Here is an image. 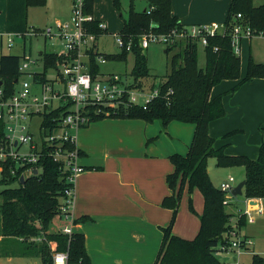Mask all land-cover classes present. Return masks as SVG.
Returning <instances> with one entry per match:
<instances>
[{
  "label": "trees",
  "instance_id": "obj_1",
  "mask_svg": "<svg viewBox=\"0 0 264 264\" xmlns=\"http://www.w3.org/2000/svg\"><path fill=\"white\" fill-rule=\"evenodd\" d=\"M147 1L149 5H153V9L148 13L145 10L137 11L131 5L129 18L124 21L120 31L126 41L129 38L133 40L135 65L131 73L136 79L146 77L150 73L147 55L138 44L139 36L149 30L168 33L174 28L186 25L173 14L172 0ZM46 3L47 0H7L6 32L28 31L29 7L43 6ZM114 4L121 9L119 0H114ZM86 11L93 13V0H87ZM238 13L241 17H237ZM120 15L122 16L121 13ZM100 22L96 20L91 25L96 34L107 31L99 27ZM223 24L225 25L223 32L207 35L204 68L198 65V43L191 38L181 42L183 51L173 55L171 71L166 79L157 85V94L145 107L142 104H127L117 111L110 109V114H106L105 110L95 113V107L91 108L92 121L105 117L141 118L147 122L157 120L161 122L163 130L174 120L194 124V134L188 151L184 154L173 152L169 155L174 169L167 174L166 181L172 193L163 198L162 206L172 210V217L167 226L161 227L162 242L152 264H223L215 255V248L228 245L230 232L235 230L238 233L237 228L246 224V216L238 214L236 224L233 225L234 214L227 210L228 204L224 202L225 191L217 187L211 179L208 169L209 158L214 157L217 165L221 167H243L246 180L244 197L264 198V141L260 143L258 156L252 158L246 154L227 153V145L216 146V138L210 133L211 123L226 115L223 98L227 92L214 95L213 88L227 79L238 80V83L228 91L230 92L247 81L264 77V62L256 61L251 55L246 75L241 77L240 54L235 51L232 42L235 25L248 27L251 36H264V0H231ZM173 46H167L166 51L171 50ZM129 52L123 49L116 53H101L110 62L125 60ZM22 57L23 55L18 54H2L0 57V79L7 96L14 93ZM42 59L44 78L48 69L56 65L57 61H61L62 56L53 51L43 50ZM101 68L102 64L96 61L91 50V73L98 74L102 71ZM69 105L46 112L43 118L45 126L52 129L62 114L66 113ZM2 128L3 124L0 122V137L4 134ZM150 140L148 139V142ZM69 146L73 148V145ZM79 153L82 155L83 152L79 150ZM11 165L14 167L15 163L5 164L1 181L5 184L19 182V186L6 187L0 192V235L19 238L21 254L40 258L43 264L51 262L53 247L60 250L69 249L68 264H93L86 248L84 233L74 232L69 237L51 230L53 219L59 216L61 200L66 197L65 191L71 187V182L67 180L68 173L63 170L61 163L51 157L44 158L42 171L27 176L23 183L20 181V173L11 174ZM195 189H199L204 198V207L200 214L193 206ZM185 190L188 194L189 209L200 219L199 231L192 239L176 235L172 230ZM86 219L87 217L82 216L75 222ZM34 237L42 240H32ZM252 264H264V257L254 253Z\"/></svg>",
  "mask_w": 264,
  "mask_h": 264
},
{
  "label": "built area",
  "instance_id": "obj_2",
  "mask_svg": "<svg viewBox=\"0 0 264 264\" xmlns=\"http://www.w3.org/2000/svg\"><path fill=\"white\" fill-rule=\"evenodd\" d=\"M87 0H72V12L70 17L57 19L52 24L39 27L30 26L26 32H0L7 37V47L12 48L16 39L23 40L24 54L20 61L19 76L16 80L15 90L11 96H7L1 80L0 84V122L3 124V136L0 137V172L5 169V164L11 165V174L20 173L25 178L32 174H39L44 158L51 157L60 162L63 170L68 173L67 180L71 187L66 189L65 198L60 204L59 217L66 220V224L57 231L71 235L75 232L76 218L71 212L75 200V181L78 174L85 170L80 163L79 147L77 146V134L79 130L92 122L91 108L95 107V113L104 111L110 114V109L117 111L127 104H146L157 94V89L145 95L140 102L141 92L127 88L123 83V77L116 72H99L93 74L90 71L91 50L97 62L106 64L108 60L101 53L99 38L104 34H96L92 30V23L96 21L93 13L86 11ZM153 5L144 8L148 13ZM237 17H241L238 13ZM99 27L107 30L105 23L100 22ZM224 24L212 23L209 26L184 25L182 28H174L168 33H156L153 30L144 32L139 36L138 44L142 48H148L151 43H177L178 37L183 40L191 38L192 41L204 47L207 45V35L223 32ZM248 27L235 25L233 28V46L237 53L240 49V37H250ZM32 37H44L46 39H58L61 50L53 51L62 56L61 61L50 67L42 78V68L31 70L32 65L38 64V57H33L26 51V40ZM119 51L126 49L132 51L133 40H125L122 32L114 33ZM3 46L0 39V48ZM43 52V50H42ZM42 52H39L42 55ZM51 71V75H49ZM40 77L37 78V75ZM123 84V85H122ZM70 104L66 113L57 120L52 129L44 124V114L63 105ZM103 108V110H102ZM105 108V109H104ZM35 117H39V139L30 130V124ZM69 145H73L70 148ZM36 171V172H35ZM235 178L229 176L220 184V189L225 191V203L233 195ZM246 207L239 214L246 216L248 223H253L257 216L264 214V202L261 198H245ZM32 240H42L32 238ZM51 244V242H49ZM253 240L247 236L238 234L235 230L230 232L228 245H220L228 251H243L250 248ZM53 247V246H52ZM52 260L48 264H68L69 249L60 250L52 248ZM37 258V257H36ZM42 263L41 259L38 258ZM36 264V262H35Z\"/></svg>",
  "mask_w": 264,
  "mask_h": 264
},
{
  "label": "rangeland",
  "instance_id": "obj_3",
  "mask_svg": "<svg viewBox=\"0 0 264 264\" xmlns=\"http://www.w3.org/2000/svg\"><path fill=\"white\" fill-rule=\"evenodd\" d=\"M119 1L121 9H118L115 6L114 0H93L94 17L96 20H100L105 23L107 27L106 33L99 38L100 50L105 53H116L119 51L113 34L121 31L124 21L129 18L131 5L137 11H142L147 7V5H149L147 0ZM52 3V1L47 0V3L43 6H30L28 9L29 26L33 25L43 27L52 24L54 22V13L60 11L59 9L62 6L66 9L70 0H62V3L60 4L53 3L52 5ZM230 3L231 0H172V7L174 12L177 13L180 18L184 19L182 20L186 23V25L209 26L214 21L218 24H223L225 22ZM257 3H259V1H257ZM223 29L224 27L222 30ZM0 39H2L3 43V46L0 48V57L2 54L23 55L22 39H16L12 48L7 47V37L5 34L0 35ZM176 39L178 40L176 44L157 42L151 43L148 48H143L145 54L147 55L148 66L150 68V73L146 77L136 79L131 73L135 65V54L133 51H130L127 54L125 60L108 61L106 64H102L101 70L102 72L118 73L121 77H123V83L128 85V89L141 92L142 95L139 97V101L142 102L145 99V95L151 94L154 89L157 88V85L166 79L167 74L171 71V59L173 55L181 50L183 51L184 47L181 43L183 41V36ZM242 39L243 37H240L239 54L241 58V77H244L247 72L248 59L250 55L256 61L264 62V36L253 35L247 39ZM26 42L27 53H30L33 57H38V64L32 65L31 70L42 68V55L39 53L40 51L61 50L60 41L58 39L49 38L45 40L44 37H32L28 38ZM167 46H173V48L166 51ZM197 59L199 67L204 68L206 65V54L204 45L200 42L198 44ZM50 73L51 71H49V75H51ZM237 83L238 80L227 79L213 88V94L227 92L225 93L223 99L227 114L225 117L217 119L212 123L211 134L216 136L218 141H229L226 148V151L229 154L243 153L256 158L259 151L258 145L261 140L264 139V129L260 128L261 126H264V77H257L247 81L236 90L228 92ZM40 120L41 119L39 117H35L33 121L29 123L30 130L37 139L40 138L38 133ZM155 122L159 125L160 129H163L160 121ZM168 125V130H171L172 132L170 135H166L165 133L167 129L162 130V133L159 136L161 139L159 150L162 152L168 151L167 153L178 151L180 153L183 152V154L186 153L188 151H186L187 145L190 143L191 138H193L191 136L193 134L191 124L171 121ZM222 136H224V138H222ZM152 142L153 139H151L148 143ZM210 162L213 164V181L219 188L221 181L223 179L227 180L229 175L235 177V181L233 183L234 185H238L243 179H245V170L243 167L230 170L228 167L218 166L214 157L210 158ZM1 178L2 174L0 172V192L6 187L19 186V182H13L11 184L2 183ZM238 197L241 200L238 203V207L241 209H235L237 201L227 206V210L234 214L232 222L236 220L238 215L236 213H239L246 207V202L244 200L245 197L241 195ZM201 198L202 195L199 191L195 193L193 198V206L195 210H197L196 206H198L201 210V207L203 206ZM182 208H184V226H186V214L192 215L191 213L193 212L189 209L188 195H186L185 191L179 206V209ZM234 209L236 210L235 212ZM256 219H258L256 222H246L244 226L239 229L237 228L238 234L243 235L242 233H244L252 237L253 244L250 245V250L228 251L222 249L221 246H217L215 248V255L220 258L223 264H252V256L254 253H258L264 257V214L257 216ZM65 224V219L60 218L59 216L55 217L52 222L51 230L57 231ZM196 235L197 234H194L192 237L187 239H192ZM20 250L21 241L19 238H7L0 235V264H35V262L36 264H41L38 258L24 256L21 254Z\"/></svg>",
  "mask_w": 264,
  "mask_h": 264
},
{
  "label": "crops",
  "instance_id": "obj_4",
  "mask_svg": "<svg viewBox=\"0 0 264 264\" xmlns=\"http://www.w3.org/2000/svg\"><path fill=\"white\" fill-rule=\"evenodd\" d=\"M49 1L54 4L62 3V0ZM6 5L7 0H0V32L2 33L6 32ZM59 10L53 15L54 21L67 19L71 15L72 0L66 9L62 6ZM173 14L178 16L174 10ZM247 38L243 37V39ZM168 126L166 135L172 132L168 130ZM191 126L194 134V124ZM260 128L264 129V126ZM162 130L155 121L117 117L92 121L79 130L76 142L83 152L80 163L86 168L76 177L75 200L71 212L76 219L87 217L86 220L74 225V231L84 233L86 248L93 264H152L156 260L163 237L161 227L166 226L172 216V210L162 206L163 198L172 193L166 176L174 169L168 160L171 152L159 150L161 141L159 136ZM214 137L216 146L229 144V141H218L217 137ZM152 138L153 142L148 143L147 140ZM208 164L213 181V164L210 158ZM228 168L231 170L239 167ZM223 181L226 179L221 183ZM196 191L201 193L199 189H195L193 198ZM185 192L188 195L187 190ZM238 196L233 194L228 204L237 201L236 210L241 209L238 207L241 201ZM261 199L264 201V198ZM201 200L203 204L201 210L196 206V212L199 214L204 207L203 195ZM191 214H186L187 225L184 226V208L179 209L172 229L174 234L190 238L198 233L200 219L197 214ZM232 223L235 225L236 220ZM242 234L252 239L250 235Z\"/></svg>",
  "mask_w": 264,
  "mask_h": 264
},
{
  "label": "water",
  "instance_id": "obj_5",
  "mask_svg": "<svg viewBox=\"0 0 264 264\" xmlns=\"http://www.w3.org/2000/svg\"><path fill=\"white\" fill-rule=\"evenodd\" d=\"M2 82H1V80H0V84H1ZM36 172V171H35ZM24 180H25V177L24 176H21V178H20V181L23 183L24 182ZM245 183H246V180L244 179V180H242L238 185H236L234 188H233V191H232V193L234 194V195H243L244 194V185H245Z\"/></svg>",
  "mask_w": 264,
  "mask_h": 264
}]
</instances>
